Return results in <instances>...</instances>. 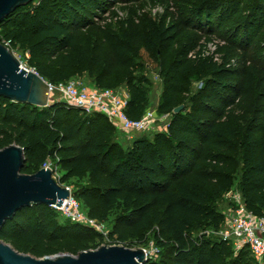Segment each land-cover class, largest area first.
Instances as JSON below:
<instances>
[{
	"label": "trees",
	"instance_id": "16d2710c",
	"mask_svg": "<svg viewBox=\"0 0 264 264\" xmlns=\"http://www.w3.org/2000/svg\"><path fill=\"white\" fill-rule=\"evenodd\" d=\"M109 1L34 0L0 23V42L10 40L9 47L27 52L28 68L50 83L84 74L97 88L124 83L126 113L138 118L149 98L135 74L137 59L141 50L155 51L165 30L143 29L132 17L97 25L92 18ZM229 1L202 0L201 6L211 9V21L212 9L222 14ZM249 1L254 12L264 9V0ZM253 20L240 22L245 38ZM185 61L169 67L171 79L158 98V111L172 108V113L166 130L152 138L138 135L123 150L103 114H85L60 102L40 107L0 97V149L11 144L24 149V174L47 162L54 173L60 168L58 182L70 187L87 216L110 224L111 240L130 247L131 241L145 244L150 235L157 251L146 264H264V256L258 262L247 248L235 253L217 234L225 221L218 203L234 186L246 207L264 217V68L255 82L253 69L243 67L230 99L217 92L214 100H202L215 89V80H206L201 100L175 113L183 76L196 81L210 72L224 76L215 64ZM207 112L211 116H202ZM27 209L32 214L25 216ZM57 213L46 205L24 208L6 222L0 239L36 258L76 255L100 245L86 244L99 235L93 228L61 221Z\"/></svg>",
	"mask_w": 264,
	"mask_h": 264
},
{
	"label": "rangeland",
	"instance_id": "374dc122",
	"mask_svg": "<svg viewBox=\"0 0 264 264\" xmlns=\"http://www.w3.org/2000/svg\"><path fill=\"white\" fill-rule=\"evenodd\" d=\"M109 2L107 9L99 11L97 16L92 18L97 25L132 17L143 29L153 27L155 30H165L161 42L155 47L153 53L141 50V56L137 59L135 68V74L149 98V104L145 110L156 112V124L169 121L172 113V108L162 113L158 111V98L164 90L165 83L171 79L170 65L180 66L186 62V59H190L195 63L208 66L209 63L215 64L217 71H222L224 75L219 79L218 75L210 72L207 79L200 81L188 80L186 76H183L178 94V106L183 105V111L190 110L193 102L201 100V95L207 92L204 88L206 80H215V89L202 100H214L213 98L218 96L217 92H221V95H226L229 99L232 98V94H235L232 86L239 80L243 67L248 66L253 69L255 82L260 78V70L264 68L262 60L264 56V9L254 12L251 6L252 1L230 0L229 6L222 7V14L218 8L212 9L215 16L211 17V21L208 19V11L211 9L201 6L202 0H132L128 3H123L121 0H110ZM186 14L191 17L186 18ZM248 17H253L254 20L248 23V35L245 38L240 28L243 24L240 22L244 19L248 20ZM8 48L19 59L21 66L28 68L26 63L28 53L20 47ZM71 79L87 86H93L92 80L85 74L74 75ZM113 89L121 96H126L127 90L124 83ZM253 90L254 93L258 91L255 88ZM254 93L249 100L255 98ZM49 97L50 100L55 101L57 94L52 93ZM59 102L65 104L63 101ZM202 116H211V113L207 112ZM113 130L115 139L121 148L126 150L132 143V139L115 126ZM155 132L156 129H152L137 133V135L152 138ZM62 173L63 171L58 168L54 175L57 178ZM75 180L73 178L71 182ZM233 190L238 191L236 186ZM231 206L230 197L226 195L218 203V209L224 215L228 214ZM81 209L85 211L82 205ZM24 214L25 216L31 215L32 210L27 209ZM57 216L61 221L66 219L59 211ZM104 225L107 230H110V224ZM147 237L148 241L145 244L131 241L130 248L143 247L150 253H155L157 249L150 240V235ZM87 239V245L103 242L102 236L99 235H93ZM62 253L65 252L60 254Z\"/></svg>",
	"mask_w": 264,
	"mask_h": 264
},
{
	"label": "water",
	"instance_id": "95a60500",
	"mask_svg": "<svg viewBox=\"0 0 264 264\" xmlns=\"http://www.w3.org/2000/svg\"><path fill=\"white\" fill-rule=\"evenodd\" d=\"M34 0H0V23L18 8ZM0 97L18 103L46 107L49 101L48 82L35 70L21 66L9 48L0 42ZM183 105L176 106L178 113ZM24 149L11 144L0 149V230L15 214L33 205L61 206L71 196V189L58 182L50 167H41L32 174H24ZM147 251L143 247L99 245L72 255L62 253L36 258L15 250L0 239V264H146Z\"/></svg>",
	"mask_w": 264,
	"mask_h": 264
},
{
	"label": "built area",
	"instance_id": "2783aa9c",
	"mask_svg": "<svg viewBox=\"0 0 264 264\" xmlns=\"http://www.w3.org/2000/svg\"><path fill=\"white\" fill-rule=\"evenodd\" d=\"M1 43L7 47L10 46V40L2 39ZM48 90L49 96L52 93L57 94L55 101H63L68 107L78 108L85 114L105 115L113 126L132 140L138 136L137 133L152 129H156V132L165 131L170 121L156 124V112L152 110H145L138 118L129 117L126 113L128 97L121 96L112 88L87 86L70 78L58 83L48 82ZM50 99L49 97L50 102H55ZM43 167L52 168V164L47 162ZM225 195L230 197L232 206L225 215L224 224L217 234L223 240L231 242L235 253L247 248L252 256L261 262L264 256V217H258L246 207L240 192L230 190ZM51 207L59 211L64 218L93 228L103 238L100 245H122L109 238V230L105 228L104 223L87 216L72 194L63 200L61 206L52 205ZM146 251L147 255L152 254L147 249Z\"/></svg>",
	"mask_w": 264,
	"mask_h": 264
},
{
	"label": "crops",
	"instance_id": "0c3cea01",
	"mask_svg": "<svg viewBox=\"0 0 264 264\" xmlns=\"http://www.w3.org/2000/svg\"><path fill=\"white\" fill-rule=\"evenodd\" d=\"M126 96L128 97V93H126Z\"/></svg>",
	"mask_w": 264,
	"mask_h": 264
}]
</instances>
